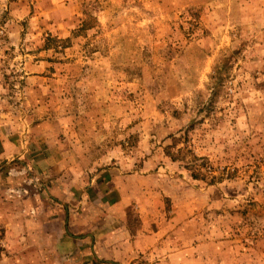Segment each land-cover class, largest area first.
<instances>
[{
  "label": "rangeland",
  "instance_id": "374dc122",
  "mask_svg": "<svg viewBox=\"0 0 264 264\" xmlns=\"http://www.w3.org/2000/svg\"><path fill=\"white\" fill-rule=\"evenodd\" d=\"M108 170L169 264H264V0H0V198Z\"/></svg>",
  "mask_w": 264,
  "mask_h": 264
},
{
  "label": "crops",
  "instance_id": "0c3cea01",
  "mask_svg": "<svg viewBox=\"0 0 264 264\" xmlns=\"http://www.w3.org/2000/svg\"><path fill=\"white\" fill-rule=\"evenodd\" d=\"M98 176L74 190L79 182L46 186L45 196L33 190L22 205L0 198V264H129L137 252L175 262L178 252L158 245L161 231L136 236L127 226L123 177ZM75 195L77 205L67 203Z\"/></svg>",
  "mask_w": 264,
  "mask_h": 264
}]
</instances>
